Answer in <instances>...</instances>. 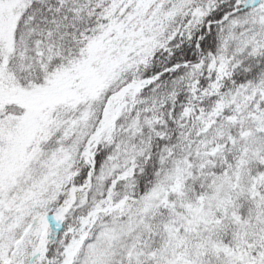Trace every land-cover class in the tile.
Segmentation results:
<instances>
[{"label": "snow or ice", "instance_id": "6c2138e0", "mask_svg": "<svg viewBox=\"0 0 264 264\" xmlns=\"http://www.w3.org/2000/svg\"><path fill=\"white\" fill-rule=\"evenodd\" d=\"M0 264H264V0H0Z\"/></svg>", "mask_w": 264, "mask_h": 264}]
</instances>
